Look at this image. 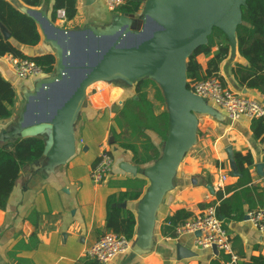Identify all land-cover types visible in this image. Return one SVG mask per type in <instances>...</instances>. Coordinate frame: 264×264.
Listing matches in <instances>:
<instances>
[{
    "label": "crops",
    "instance_id": "0c3cea01",
    "mask_svg": "<svg viewBox=\"0 0 264 264\" xmlns=\"http://www.w3.org/2000/svg\"><path fill=\"white\" fill-rule=\"evenodd\" d=\"M7 1L21 11L27 8L44 11L51 19L54 0H42L39 7H28L22 0ZM76 1L75 18L67 22L56 17L53 21L56 25L66 29L86 26L104 29L112 25L114 17L118 15L110 11L103 0ZM0 31L5 39H9L26 55L35 56L47 52L55 54V48L50 42L45 41L40 29L42 38L35 46L24 45L12 39L2 23ZM216 49L217 47L214 48ZM9 56V54L0 56V74L13 85L16 97L11 108V118L0 120V136L15 127L23 104L17 90L20 80L13 70ZM197 58L203 68H206L209 57L201 54ZM239 63L247 65V60L238 50L235 54L230 52L220 63L217 76L234 92L257 99L264 104V95L259 90L247 88L235 78L233 68ZM131 95L133 88L120 80L93 83L86 91L74 124L81 148L79 149L77 145L75 155L63 165L47 168V159L43 156L23 166L6 209H0V264H16L8 255L9 250L20 239L27 240L34 231H38V246L34 250L19 253V256L29 258L35 264L97 263L88 258L85 252L107 233L105 228L107 198L113 193L127 190L117 185L119 181L135 176L146 178L144 176L146 165L134 163L133 153L120 147L110 132L111 127L119 131L114 118L123 101ZM208 103L216 111L214 114H203L198 117L197 141L185 154L174 178L173 188L166 193L157 210L150 245L141 249L136 244L139 233L138 205L142 197L139 200L125 201L126 208L135 214L136 233L131 240V249L118 254L106 264H211L212 261L223 264L227 256L218 249L216 254L211 247H198L195 243L196 233L186 232L180 235L176 233L174 237L167 236L163 232V226L168 224L166 218L177 210L185 209L191 212L190 218H193L209 204H219L221 198H227L241 189L235 185L240 175L233 176V172H238L234 164L236 152L243 155L249 153L252 156L251 181L247 186L251 193L259 196L264 203V140L262 137L254 136L251 129L252 119L241 116L232 120L215 103L212 101ZM148 133L159 150L162 149L163 142L157 134L151 131ZM38 136L42 137L47 145L49 129H42ZM13 140L11 137L5 138L0 140V145L11 144ZM103 145L111 151L114 166L105 180L96 184L91 179L90 172ZM122 162L138 166L137 174L134 176L122 170L120 168ZM257 165H261L262 168L258 170ZM222 175L227 177L223 181ZM255 203L257 206L254 209L264 208L258 202ZM33 211L39 214L38 228L28 219ZM244 211L245 217L242 220L226 221L224 225L240 263L251 264L252 257L264 256V232L257 229L246 217L252 211L248 209V204L244 205ZM180 246L193 255L178 259L177 250Z\"/></svg>",
    "mask_w": 264,
    "mask_h": 264
},
{
    "label": "water",
    "instance_id": "95a60500",
    "mask_svg": "<svg viewBox=\"0 0 264 264\" xmlns=\"http://www.w3.org/2000/svg\"><path fill=\"white\" fill-rule=\"evenodd\" d=\"M247 1L145 0L141 18L118 14L113 24L104 29H66L56 25L44 11L24 9L45 41L55 48V70L50 78L39 79L33 91L25 94L15 127L2 133L0 140L38 136L48 128L46 167L63 165L76 153L74 124L90 84L120 80L130 85L142 78H152L165 99L169 130L161 156L144 169L149 187L138 205L136 244L147 248L157 210L172 190L185 154L197 141L199 115L216 111L205 98L189 89L187 60L194 50L208 43L214 28L223 32L230 52L235 54L237 28ZM120 168L134 176L138 170V166L126 162L120 163ZM261 168L257 165L258 170ZM239 175L233 172V176ZM196 235L200 236V232ZM212 249L218 253L216 246ZM192 255L181 246L177 250L178 259Z\"/></svg>",
    "mask_w": 264,
    "mask_h": 264
},
{
    "label": "trees",
    "instance_id": "16d2710c",
    "mask_svg": "<svg viewBox=\"0 0 264 264\" xmlns=\"http://www.w3.org/2000/svg\"><path fill=\"white\" fill-rule=\"evenodd\" d=\"M28 7H39L42 0H22ZM145 0H127L119 7L117 14L136 16L142 9ZM64 9L66 21H71L77 14L76 0H54L51 14L52 21L56 20L57 10ZM242 23L237 28V50L247 60V65L237 64L233 73L238 82L252 89L259 90L264 95V0H248L242 7ZM0 23L9 31L10 37L17 42L35 46L41 41V33L33 18L23 10L7 0H0ZM217 47L216 50L214 48ZM230 45L227 37L219 29L214 28L208 38V43L192 52L187 60V80H204L217 75L220 63L230 54ZM12 55L16 58L29 59L41 67L43 73L52 75L55 70L56 56L47 52L35 56L24 54L9 39H5L0 31V56ZM209 57L206 68L198 61L199 55ZM189 83V82H188ZM133 95L127 97L117 115L114 123L119 128L116 131L111 127L110 132L120 147L133 153V161L138 165H152L162 154V149L154 144L148 132H154L164 142L168 136L169 116L167 108L157 112V103L166 104L161 88L149 77L142 78L133 84ZM154 90L153 99L148 89ZM16 92L13 85L0 74V120L12 116ZM251 129L256 138L264 140V118L252 119ZM45 140L40 136L18 137L11 144L0 145V209L5 210L9 197L13 191L21 169L27 164L40 159L45 153ZM235 167L240 173L236 187L241 189L227 198H221L217 212L226 221H240L245 217L244 205L254 210L258 202L264 207L259 196L251 193L248 184L251 181L250 168L253 166L252 156L236 152ZM118 186L127 190L113 193L107 198L106 231L117 235H124L132 240L136 233V217L128 208L122 207L125 201L139 200L149 185L148 179L133 177L119 181ZM259 195V194H258ZM191 212L180 209L168 216V224L163 226L167 236L176 235V227L191 217ZM29 221L38 228L39 214L33 211L28 216ZM39 244L38 231H34L27 240L20 239L9 250L8 255L16 264H35L33 260L19 256L23 251L34 250ZM251 264H264V256L251 258ZM85 264H98L88 262ZM211 264H219L212 261Z\"/></svg>",
    "mask_w": 264,
    "mask_h": 264
},
{
    "label": "built area",
    "instance_id": "2783aa9c",
    "mask_svg": "<svg viewBox=\"0 0 264 264\" xmlns=\"http://www.w3.org/2000/svg\"><path fill=\"white\" fill-rule=\"evenodd\" d=\"M110 11H116L127 0H103ZM57 18L65 21L64 9L57 10ZM9 61L15 74L19 78L26 79L43 73V70L34 61L9 56ZM189 89L195 94L212 101L219 106L232 120L241 116L248 119L264 118V104L257 99L244 94L236 93L225 86L219 76L209 77L204 80H189ZM114 157L107 146H102L97 161L91 168V179L94 183H102L112 172ZM221 176V181L225 180ZM218 203L209 204L201 213L193 218H188L176 227L177 235L190 232H200L195 238V243L200 248L216 246L224 253L226 259L223 264H241L238 254L234 251L230 235L224 225L223 219L217 212ZM249 220L257 229L264 232V208H257L248 213ZM131 249V240L124 235L107 232L90 246L85 255L98 262L106 264L118 254Z\"/></svg>",
    "mask_w": 264,
    "mask_h": 264
},
{
    "label": "rangeland",
    "instance_id": "374dc122",
    "mask_svg": "<svg viewBox=\"0 0 264 264\" xmlns=\"http://www.w3.org/2000/svg\"><path fill=\"white\" fill-rule=\"evenodd\" d=\"M141 15H142V10H141V12L138 13V15H136V18H141ZM132 17H135V16H132ZM66 27H67V26H66ZM50 77H51V75L46 76L44 73H42V74H39V75H36V76L28 77V78H26V79L19 78L20 81H19L18 84H17V90H18V93H19V96H20V99H21L22 103L25 101V94H26L27 92H31V91H33V88H34V86H35V83H36L39 79H42V78L45 79V78H50ZM92 84H93V83H92ZM92 84H90V85L87 87V89H90V87H91ZM86 91H87V90H86ZM148 92H149L150 97L153 99V96H154V94H155L154 90L151 89V88H149V89H148ZM22 105H23V104H22ZM156 107H157V111L160 112V111H162V110H165V108H166V104H160V103H157ZM77 136H78V132H77ZM81 146H82L81 143L78 142V147H79V149L81 148ZM148 182H149V181H148ZM148 187H149V185H148ZM148 187L146 188V191H147Z\"/></svg>",
    "mask_w": 264,
    "mask_h": 264
}]
</instances>
